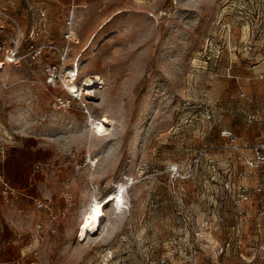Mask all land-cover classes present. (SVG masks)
Instances as JSON below:
<instances>
[{
	"label": "rangeland",
	"instance_id": "rangeland-1",
	"mask_svg": "<svg viewBox=\"0 0 264 264\" xmlns=\"http://www.w3.org/2000/svg\"><path fill=\"white\" fill-rule=\"evenodd\" d=\"M72 7L71 85L103 129L77 99L52 107L69 94L43 85L44 58L1 65L0 178L16 194L0 191V264H257L264 167L240 178L239 154L219 133L231 130L247 156L264 145V0H0L25 36L39 31L35 44L60 45ZM251 111L261 120L247 125ZM241 183L263 187L245 216L233 202ZM120 185V210L110 201L100 232L79 241L91 197Z\"/></svg>",
	"mask_w": 264,
	"mask_h": 264
},
{
	"label": "built area",
	"instance_id": "built-area-1",
	"mask_svg": "<svg viewBox=\"0 0 264 264\" xmlns=\"http://www.w3.org/2000/svg\"><path fill=\"white\" fill-rule=\"evenodd\" d=\"M0 21L5 24L10 30V37L8 41H0V53L2 59L0 60V67L4 63H13L19 64L24 58L30 60H38L39 58H44L48 64L43 75V85L46 87H60L62 86L67 92L68 97L63 98L60 95H56L53 98L52 107L56 110L67 111L70 106L72 99H77L80 101L81 109L84 114L88 116V124L92 127L91 123L96 122L92 119L89 114L88 106L86 102L81 101L80 93L71 91V84L76 80L77 77V68L75 65L73 67L67 66L68 54L72 49L73 45L78 43L75 33V22L73 7L70 9L68 16L64 21V33H63V42L60 45L55 43H39L35 44L34 40L39 35V31L35 28L30 29L28 35L25 36L24 31L18 21L17 16L7 11L4 8H0ZM1 28H4V25H0ZM24 37L30 41L27 51L23 54H20V48ZM26 40V39H25ZM96 79H99L96 77ZM203 115L206 119H211L212 113L210 107L206 106L203 109ZM244 118L247 125L261 120L258 112H244ZM94 128V127H92ZM95 129V128H94ZM220 136L224 138L228 145L232 147L235 152H237L238 159L243 164V169L238 172L240 178H247L251 173L257 171L264 167V145L263 144H254L250 147V155L247 156L242 152V147L236 141V137L233 132L229 129H222L220 131ZM207 144L200 149L199 154L194 159V162H197L199 156L207 150ZM40 165L37 164L34 166V171L38 170ZM144 169L147 170L148 166H144ZM169 171L179 175L180 178L184 179V175L179 170L177 165L169 166ZM1 183V194L5 200H8L10 197L15 196V191L11 188L6 181L0 178ZM230 182H226V188L229 189ZM263 191L261 185H255L253 187L241 183L237 189V194L233 199L234 205L236 206V211L239 216L247 215V210L244 209V204L248 203L252 197L256 194H260ZM64 195H67V191H63ZM258 215L264 218V201L261 202L258 208ZM220 253V252H219ZM252 258L257 260V264H264V244L252 249ZM162 262V261H161ZM188 264H199L196 257H192L188 260Z\"/></svg>",
	"mask_w": 264,
	"mask_h": 264
},
{
	"label": "bare ground",
	"instance_id": "bare-ground-1",
	"mask_svg": "<svg viewBox=\"0 0 264 264\" xmlns=\"http://www.w3.org/2000/svg\"><path fill=\"white\" fill-rule=\"evenodd\" d=\"M75 90L76 89L72 85L71 91H75ZM87 91H88V89L85 90V92H86L85 94L89 93ZM101 104H103L102 100L99 102V105H101ZM103 113H104L105 121H108L111 125H113V123L116 122V119L114 117H112L111 115H109L106 109L103 111ZM91 125H92V127H94L95 129H97L99 131L101 129H103V123L101 121H99L97 123L94 122L93 124L91 123ZM96 158H97V160H99L101 157L96 156ZM91 160H93V162H94V159L91 158ZM121 187L122 186L120 185L119 188L115 192L108 194V196H110V197L106 200L102 199V200L98 201L95 196L91 197L87 207L85 208L84 212L81 214L80 221L78 224L77 233H79V235H78L80 237L79 241H83L89 235L98 234L100 232V226L102 223L100 219L102 218L104 220V217H105L104 208H105V206H107L110 203V201H114L115 204L118 203L119 204L118 211L120 210L121 206L123 205V194H122L123 191H122ZM85 225H87V227H85ZM109 253L110 252H107V255Z\"/></svg>",
	"mask_w": 264,
	"mask_h": 264
},
{
	"label": "crops",
	"instance_id": "crops-1",
	"mask_svg": "<svg viewBox=\"0 0 264 264\" xmlns=\"http://www.w3.org/2000/svg\"><path fill=\"white\" fill-rule=\"evenodd\" d=\"M41 205H43L42 202H39V203H38V206H41Z\"/></svg>",
	"mask_w": 264,
	"mask_h": 264
},
{
	"label": "snow or ice",
	"instance_id": "snow-or-ice-1",
	"mask_svg": "<svg viewBox=\"0 0 264 264\" xmlns=\"http://www.w3.org/2000/svg\"><path fill=\"white\" fill-rule=\"evenodd\" d=\"M85 227H87V225H85Z\"/></svg>",
	"mask_w": 264,
	"mask_h": 264
}]
</instances>
